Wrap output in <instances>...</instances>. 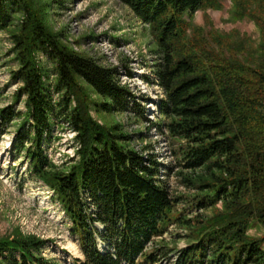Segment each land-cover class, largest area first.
I'll use <instances>...</instances> for the list:
<instances>
[{"label":"trees","instance_id":"16d2710c","mask_svg":"<svg viewBox=\"0 0 264 264\" xmlns=\"http://www.w3.org/2000/svg\"><path fill=\"white\" fill-rule=\"evenodd\" d=\"M118 1L151 27L158 44L163 122L151 127L181 142L174 155L179 167L194 174L185 184L200 193L195 207L213 213L192 220L179 212L183 200L161 179L154 154L137 152L120 126L108 128L92 117L94 105L98 113L133 112L145 119L142 105L130 110L128 99L136 98L121 85L118 71L70 50L30 11L28 0H0V32L14 23L15 13L27 17L12 36L20 64L14 80L22 83L20 98L27 97L28 108L14 146L26 152L32 175L54 192L72 222L84 256L77 264H162L174 253L172 264H264V237L248 234L253 220L264 227L263 68L187 40L185 16L216 7L218 0ZM234 2L238 14L249 11L252 2L264 10V0ZM43 52L56 65L59 103L37 60ZM81 83L101 101L94 104ZM0 115L2 127L21 116L13 107ZM53 121L77 134L80 149L71 168H56L43 149ZM29 125L33 136L22 132ZM219 202L223 210L216 209ZM173 226L188 231L184 249L172 250L164 239ZM47 244L36 237L2 240L0 264H59L42 257Z\"/></svg>","mask_w":264,"mask_h":264},{"label":"rangeland","instance_id":"374dc122","mask_svg":"<svg viewBox=\"0 0 264 264\" xmlns=\"http://www.w3.org/2000/svg\"><path fill=\"white\" fill-rule=\"evenodd\" d=\"M28 4L47 30L70 50L104 68L117 70L121 85L136 98L128 99L130 110L135 103L145 110V119H142L133 112L98 113L92 105V117L108 128L120 126L131 137L130 147L137 152L146 157L154 154L162 165L161 179L174 198L183 200L178 206L179 212L192 220L198 215L211 216L213 210L202 212L195 207L200 193L185 184L186 178L194 174L179 167L174 155L181 142L151 127L163 122L158 105L164 100L155 69L160 55L151 27L138 20L118 0H28ZM250 6L249 11L238 14L234 0H218L216 7L200 10L193 17L186 15L187 40L203 42L208 51L264 71L261 61L264 59V10L253 2ZM25 19L24 13H15L14 23L0 32V111L13 107L21 114L6 127L1 126L0 119V241L36 237L48 242L41 252L45 259L59 264H77L76 261L84 260V256L79 238L71 233L72 222L55 199L54 192L32 175L26 152L14 146L28 108L27 97L20 98L22 83L14 80L20 64L12 36L20 32ZM37 60L45 74L47 88L53 93L54 103H59L62 97L55 93L58 82L55 63L44 52L37 54ZM81 85L94 104L101 101L90 87ZM73 105L76 106V102ZM52 124L43 147L45 154L56 168H71L78 160L80 149L77 134L62 121ZM22 132L34 134L31 125ZM196 174L202 175L201 171ZM216 209L223 210L222 202ZM248 234L263 238L264 227L253 220ZM187 236L186 229L173 226L164 239L170 249L178 250L188 244ZM100 247H103L101 243ZM176 256L174 253L172 260L175 261ZM172 260L162 264H172Z\"/></svg>","mask_w":264,"mask_h":264}]
</instances>
